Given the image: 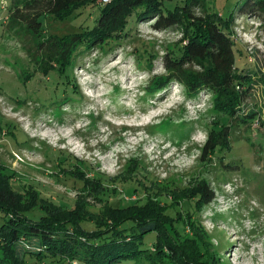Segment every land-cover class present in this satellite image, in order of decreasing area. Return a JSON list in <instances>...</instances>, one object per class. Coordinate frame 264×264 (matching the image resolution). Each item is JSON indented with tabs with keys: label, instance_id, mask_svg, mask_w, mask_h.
<instances>
[{
	"label": "rangeland",
	"instance_id": "rangeland-1",
	"mask_svg": "<svg viewBox=\"0 0 264 264\" xmlns=\"http://www.w3.org/2000/svg\"><path fill=\"white\" fill-rule=\"evenodd\" d=\"M236 1L210 0L209 5L228 15ZM99 13V5H93L64 19L46 15L43 26L48 35L64 36L93 27ZM133 16L128 37L104 45L107 54L96 48L82 56L71 81L35 70L31 36L22 39L16 29L5 31L0 19V166L10 185L74 208L83 182L61 173L77 158L90 182L97 179L105 187L103 201L88 196L100 211L105 205L137 204L147 192L158 194L159 187L192 192L206 181L215 199L201 205L197 220L220 262L264 264V126L259 121L250 128L234 125L226 166L218 156L202 159L218 119L210 95L190 98L178 83L147 91L154 75L165 74L162 56L181 34L156 30L153 21L136 22ZM260 23L238 13L233 38L241 52L238 66L258 71L250 104L257 103L264 113ZM150 53L157 57L148 62Z\"/></svg>",
	"mask_w": 264,
	"mask_h": 264
},
{
	"label": "trees",
	"instance_id": "trees-1",
	"mask_svg": "<svg viewBox=\"0 0 264 264\" xmlns=\"http://www.w3.org/2000/svg\"><path fill=\"white\" fill-rule=\"evenodd\" d=\"M173 1L7 0L1 2L0 19L5 31L16 29L22 39L26 33L31 36L35 70L69 81L82 56L96 48L107 54L104 45L128 37L134 13L136 22L153 21L156 30L180 32L178 43L162 56L165 74L154 75L147 91L155 93L178 83L190 98L209 94L218 119L208 132L201 158L218 156L226 166L234 125L250 128L259 121L264 126L263 111L257 103L250 104L258 71L238 66L241 52L233 38L238 13L259 18L264 30V0H237L228 15L212 9L210 0ZM93 5L100 10L93 27L64 36L45 32L44 16L64 19ZM153 55L157 57L150 53L148 62ZM74 159L77 164L70 170L63 167L61 173L70 172L83 182L74 208L43 200L32 190H14L0 166V264H224L197 220L201 205L215 199L206 181L192 192L159 187L158 194L147 192L144 201L132 206L105 205L96 211L88 196L103 201L105 187L97 179L90 182L81 170L82 161Z\"/></svg>",
	"mask_w": 264,
	"mask_h": 264
},
{
	"label": "crops",
	"instance_id": "crops-1",
	"mask_svg": "<svg viewBox=\"0 0 264 264\" xmlns=\"http://www.w3.org/2000/svg\"><path fill=\"white\" fill-rule=\"evenodd\" d=\"M3 1H7V0H0V3L3 2ZM0 9H2V8L0 7ZM1 11H2V10H1Z\"/></svg>",
	"mask_w": 264,
	"mask_h": 264
},
{
	"label": "built area",
	"instance_id": "built-area-1",
	"mask_svg": "<svg viewBox=\"0 0 264 264\" xmlns=\"http://www.w3.org/2000/svg\"><path fill=\"white\" fill-rule=\"evenodd\" d=\"M102 1L105 2V3H106V2H109V0H102Z\"/></svg>",
	"mask_w": 264,
	"mask_h": 264
}]
</instances>
